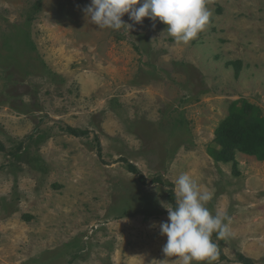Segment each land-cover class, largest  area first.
<instances>
[{"label": "rangeland", "instance_id": "374dc122", "mask_svg": "<svg viewBox=\"0 0 264 264\" xmlns=\"http://www.w3.org/2000/svg\"><path fill=\"white\" fill-rule=\"evenodd\" d=\"M90 2L0 0V264H180L159 225L184 173L230 218L213 264H264V158L210 151L232 102L264 118V0H206L187 44Z\"/></svg>", "mask_w": 264, "mask_h": 264}, {"label": "clouds", "instance_id": "9594fccd", "mask_svg": "<svg viewBox=\"0 0 264 264\" xmlns=\"http://www.w3.org/2000/svg\"><path fill=\"white\" fill-rule=\"evenodd\" d=\"M83 11L99 28L117 31L131 27L122 19L126 13L130 20L140 24L145 17L153 22L159 18L168 25L167 32L175 42L184 44L204 30L210 17L206 0H91ZM175 185L176 206L166 207L168 221L159 225L160 234L167 236L162 251L180 264H213L219 252L212 234L216 233L219 239L230 236L226 223L230 218L226 212L213 215L209 211L205 205L212 198L211 193L201 190L189 174L179 175Z\"/></svg>", "mask_w": 264, "mask_h": 264}, {"label": "trees", "instance_id": "16d2710c", "mask_svg": "<svg viewBox=\"0 0 264 264\" xmlns=\"http://www.w3.org/2000/svg\"><path fill=\"white\" fill-rule=\"evenodd\" d=\"M40 1H37V5ZM158 23L165 25L159 18ZM257 107L246 100H237L231 103L228 116L215 130V139L211 153L217 160L229 161L235 151L264 158V118L258 114ZM244 136L245 144L239 142ZM171 207L176 206V196L173 191L168 195ZM213 236V234H212ZM219 256L224 258L222 250L217 245ZM241 264H255L244 255L239 256Z\"/></svg>", "mask_w": 264, "mask_h": 264}]
</instances>
